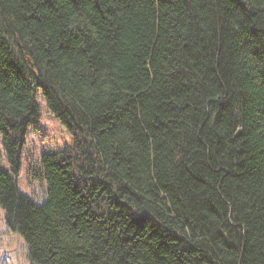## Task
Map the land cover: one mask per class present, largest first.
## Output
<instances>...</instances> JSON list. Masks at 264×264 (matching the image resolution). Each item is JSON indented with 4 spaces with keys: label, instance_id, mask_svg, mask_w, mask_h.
<instances>
[{
    "label": "trees",
    "instance_id": "16d2710c",
    "mask_svg": "<svg viewBox=\"0 0 264 264\" xmlns=\"http://www.w3.org/2000/svg\"><path fill=\"white\" fill-rule=\"evenodd\" d=\"M0 147L33 264H264V0H0Z\"/></svg>",
    "mask_w": 264,
    "mask_h": 264
},
{
    "label": "rangeland",
    "instance_id": "374dc122",
    "mask_svg": "<svg viewBox=\"0 0 264 264\" xmlns=\"http://www.w3.org/2000/svg\"><path fill=\"white\" fill-rule=\"evenodd\" d=\"M40 104L43 113L40 120L42 132H38V136L32 134L28 140V147L31 153L29 154L35 157L47 150H57L70 142L67 132L49 113L41 99ZM0 164L7 166L2 147H0ZM25 167H27V163ZM20 185L22 190L37 203L46 201L47 192L45 185L40 184L37 180L33 182L23 173L20 178ZM6 216V211L0 207V264H33L29 258V249L26 241L19 233L8 227Z\"/></svg>",
    "mask_w": 264,
    "mask_h": 264
},
{
    "label": "water",
    "instance_id": "95a60500",
    "mask_svg": "<svg viewBox=\"0 0 264 264\" xmlns=\"http://www.w3.org/2000/svg\"><path fill=\"white\" fill-rule=\"evenodd\" d=\"M241 135H242V130L239 129L238 132L236 133V137H239V136H241Z\"/></svg>",
    "mask_w": 264,
    "mask_h": 264
}]
</instances>
